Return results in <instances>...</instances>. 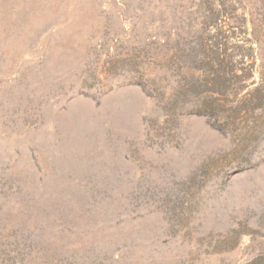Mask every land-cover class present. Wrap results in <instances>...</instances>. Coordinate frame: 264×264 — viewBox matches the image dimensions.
Listing matches in <instances>:
<instances>
[{
    "label": "rangeland",
    "instance_id": "obj_1",
    "mask_svg": "<svg viewBox=\"0 0 264 264\" xmlns=\"http://www.w3.org/2000/svg\"><path fill=\"white\" fill-rule=\"evenodd\" d=\"M0 264H264V0H0Z\"/></svg>",
    "mask_w": 264,
    "mask_h": 264
}]
</instances>
